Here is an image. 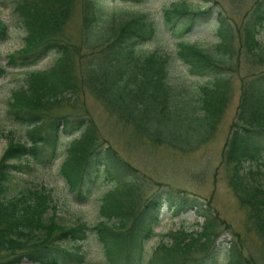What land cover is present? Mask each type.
Listing matches in <instances>:
<instances>
[{
  "label": "trees",
  "instance_id": "16d2710c",
  "mask_svg": "<svg viewBox=\"0 0 264 264\" xmlns=\"http://www.w3.org/2000/svg\"><path fill=\"white\" fill-rule=\"evenodd\" d=\"M72 2L19 0L14 6L25 35L22 47L9 54L7 65H25L51 49L57 57L51 72L30 71L27 85L14 90L8 101L11 117L28 124V128L27 139L10 136L0 155V253L11 255L0 264H20L23 259L36 264L80 262L83 252H79V242L90 232L101 243L106 264H217L214 246L208 249L205 243L212 241L207 236L208 228L211 234L218 235L211 230L212 220H207L198 233L180 230L174 235L173 244L160 242L156 249L161 251L162 259L152 255L143 261L139 253L143 243L154 235L164 204L176 210L198 208V213L208 217L205 202L188 197L182 189L168 186L164 200L162 192L157 191L140 203L133 198L137 182L123 175L121 183L107 189L99 207L101 218L91 226L84 222L63 226L57 222L55 210L46 214L53 204L44 188L8 195L9 180L15 170L26 169L30 161L49 163L54 159L61 133L76 132L60 165L73 198H88L100 168L105 169L108 180L115 173L130 174L135 170L109 143L101 142L93 134L84 116L56 115L47 122L41 118L43 111L54 103L74 97L81 83L146 137L186 150L212 136L229 97L231 73L224 65L231 64L233 43L230 26L220 12L215 17L219 56L185 38L177 40L172 52L141 53L140 45L155 35L157 25L142 14L101 24L104 0H82L86 79L77 85L68 70L72 52L62 40L61 31ZM209 11L210 6L190 9L185 4L172 3L164 9L163 21L167 29L188 31L199 24L201 16H209ZM263 25L264 0H254L241 29L242 47L257 69L241 77L239 102L221 158L229 165L227 182L240 205L246 208L247 223L264 243V169L259 161L264 153V46L256 37ZM7 36L8 25L0 20V39ZM173 58L179 59L190 74L207 75V79L196 88L190 87L171 71ZM4 71L5 67L0 65V75ZM197 250L202 255L194 256ZM222 264L253 261L240 245H232Z\"/></svg>",
  "mask_w": 264,
  "mask_h": 264
},
{
  "label": "rangeland",
  "instance_id": "374dc122",
  "mask_svg": "<svg viewBox=\"0 0 264 264\" xmlns=\"http://www.w3.org/2000/svg\"><path fill=\"white\" fill-rule=\"evenodd\" d=\"M17 1L19 0H0V20L8 25V36L0 39V65L5 67V71L0 75V155L10 136L20 140L27 139L28 124L16 121L8 112V101L12 92L27 85L30 71L51 72L57 57L56 51L51 49L41 58L29 60L25 65H7L9 54L22 47L24 42L25 28L14 9ZM253 1L104 0L101 24L142 14L157 25L155 35L140 45L141 53L172 52L177 47V40L185 38L205 51L219 56V50L215 46L218 41L216 13L220 12L225 17H222L223 20L230 26L233 57L230 60L231 64L224 65V68L231 73L226 106L212 136L197 147L186 150L146 137L138 128L110 110L86 84H80L86 79L83 67L87 58V49L83 40L82 0H73L71 12L61 26V31L62 40L70 46L72 52L71 60L73 61L70 62L71 68L68 70L80 86L74 97L54 103L43 111L44 115L41 118L47 122L56 115L84 116L89 121L93 134L101 142L109 143L135 170L130 174L115 173L108 180L105 169L100 168L96 184L88 198L85 201L73 198L60 171V165L68 142L76 132L61 133L54 159L49 163L30 161L29 167L25 166L26 169L15 170L9 180L8 195H20L28 191L27 189L44 188L50 193L52 198L50 203L53 204L52 207H48L46 214L55 210L56 220L63 226H73L77 222H84L91 226L101 218L99 207L107 196V189L109 186L113 187L121 183L124 179L123 175L137 182L138 188L133 198L140 203L157 191L162 192L161 199L164 200L163 195H167L166 188L172 186L182 189L190 198L196 197L200 201L203 200L207 206L204 211L209 218L205 213V216L198 213V208L176 210L164 204L161 207V218L154 235L144 242L139 250L143 261H148L152 255L162 259L164 256L158 248L156 249L160 242L173 244L174 235L177 236L180 230L198 233L201 232L207 220H212L211 230L218 235L211 234L208 228L207 236L212 238V241L205 240V243L208 249L214 246L213 249L217 252V264L225 261L227 249L232 245H240L253 264H264V243L247 223L246 208L240 205L227 182L229 165H226L221 158V150L239 102L241 77L257 69L246 55L245 48L242 47L241 27ZM172 3L185 4L190 9H204L210 6L209 16L199 17V24L188 31L172 27L167 29L163 21V11ZM256 37L264 46V25L259 28ZM170 68L175 75L194 88L208 77L190 74L185 65L176 58H173ZM260 159L261 168L264 169V153ZM79 244H81L79 252H83V260L74 261L73 264H106L101 243L94 232L88 233V237ZM193 254L199 256L202 252L197 250ZM9 256L11 255L7 252L0 253V261L6 260ZM20 264L36 263L23 259Z\"/></svg>",
  "mask_w": 264,
  "mask_h": 264
}]
</instances>
